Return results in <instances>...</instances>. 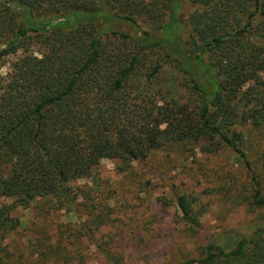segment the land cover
<instances>
[{
    "label": "trees",
    "instance_id": "16d2710c",
    "mask_svg": "<svg viewBox=\"0 0 264 264\" xmlns=\"http://www.w3.org/2000/svg\"><path fill=\"white\" fill-rule=\"evenodd\" d=\"M180 1L0 0V62L23 51L6 82L0 76V199L11 200L0 205V243L17 229L16 208L77 204L71 184L101 161H117L125 173L180 144L235 155L250 177L247 206L264 210L261 179L237 131L264 128V0H184L195 8L186 22ZM167 65L183 96L154 87ZM191 201L181 196L177 207L196 234L200 212ZM233 247L202 244L200 258L180 264H264V227ZM8 255L0 249V262ZM69 255L78 257L59 240L41 257L70 264Z\"/></svg>",
    "mask_w": 264,
    "mask_h": 264
},
{
    "label": "rangeland",
    "instance_id": "374dc122",
    "mask_svg": "<svg viewBox=\"0 0 264 264\" xmlns=\"http://www.w3.org/2000/svg\"><path fill=\"white\" fill-rule=\"evenodd\" d=\"M194 10L181 0L177 16L186 22ZM138 24L155 40L161 38L145 21ZM106 27L134 32L127 25ZM170 37L177 38L176 34ZM188 37L185 28L181 43ZM28 50L39 55L34 45ZM22 53L19 50L0 62L4 82ZM180 81L167 65L154 87L169 98L173 89L183 96ZM152 94L163 103L161 94ZM237 131L244 135V149L264 188V128L254 131L247 126ZM71 188L78 195L77 204L60 207L47 199L28 210L12 212L17 229L0 243V249L10 252L1 256L0 264H66L63 259L41 257L45 246H55L59 240L78 255H69L70 264H180L200 258L202 244L220 245L232 252L237 240L264 227V210L250 208L245 200L251 192L249 174L227 150L202 154L193 144L174 145L154 152L125 173L119 172L117 161L103 160ZM181 196L192 200L194 210L200 212L196 234L188 231L181 219L177 207ZM1 204H11V200L0 199Z\"/></svg>",
    "mask_w": 264,
    "mask_h": 264
}]
</instances>
